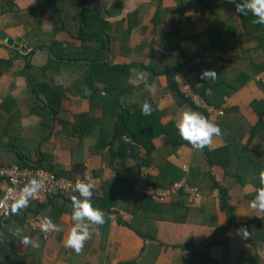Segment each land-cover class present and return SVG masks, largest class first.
<instances>
[{"label": "crops", "instance_id": "obj_1", "mask_svg": "<svg viewBox=\"0 0 264 264\" xmlns=\"http://www.w3.org/2000/svg\"><path fill=\"white\" fill-rule=\"evenodd\" d=\"M79 1L0 0V31L4 33L0 38V166L26 163L39 168L47 157L53 173L61 177L93 172L111 181L118 176L120 169L110 165L108 145L120 109L114 104L117 92L109 93L104 84L96 82L99 92L91 97L86 74L94 62V48L81 46L75 39L79 24L84 23L81 6L77 10ZM232 2L89 0V11L106 20L111 33L119 26L125 31L119 36L126 35L128 53L122 55L118 40L108 44L109 60L133 63L128 79L136 80V73L143 72L153 86L150 92L143 81L132 84L128 80L130 88L121 94L120 106L133 114L146 101L161 114L162 125L170 121L177 125L182 111L202 114L220 128V135L213 136L204 148L215 152L226 147L228 156L223 160L229 167L211 166L203 149H193L188 143L170 148L163 137H157L136 148L138 158L127 163L128 167L149 163L135 181L136 190L146 193L147 186L167 189L186 183L198 189L199 195L191 198L173 193L166 197L163 213L155 222L156 240H143L120 226L114 215L102 241V230L91 226L87 228L90 239L76 253L64 246V240L72 225H82L83 218L71 220L70 197L52 194L39 201L54 199V204L40 212L39 222L29 217L21 225L9 216L0 222V248L6 241L13 242V250L9 246L5 250L8 256L0 254V264H264V211L249 207L264 172V115L259 120L251 107L253 101L264 100V25L253 23L251 11L245 13L250 18L244 24ZM186 46H190L187 54L192 60L184 58L185 68L178 72L195 91L201 87L198 77L204 70L214 71L215 82L224 81L221 87L241 84L233 94L223 96L220 107L209 105L224 109L223 117L195 107L171 89L164 71L176 66L182 57L179 49ZM203 58L208 62H200ZM54 86L67 89L61 109L58 115L44 117L41 109L48 107L46 93ZM206 94L211 102H220L210 84ZM161 101L162 108L158 107ZM149 176L159 183L157 187L144 181ZM213 181L228 193L224 210ZM55 210L59 213L55 225L60 230H52L45 239L40 224ZM122 217L130 219L127 213ZM33 220L39 229H31ZM6 221L13 222L9 226L13 231H4ZM239 229L241 233L245 229L247 235L239 234ZM23 236L35 239L39 247L24 246L20 242Z\"/></svg>", "mask_w": 264, "mask_h": 264}, {"label": "trees", "instance_id": "obj_2", "mask_svg": "<svg viewBox=\"0 0 264 264\" xmlns=\"http://www.w3.org/2000/svg\"><path fill=\"white\" fill-rule=\"evenodd\" d=\"M88 2L89 0L86 1L83 10L84 23L79 22L80 23L79 28L77 31V35L75 37V39H78V41L81 42V46L94 48L93 49L94 55L92 57L94 62L91 63L90 68L86 74V85L92 92V96H91L92 98L96 93L99 92V89L95 87L96 82H100L104 84L105 91H108L109 93L116 91L117 96L115 97L114 104H117L118 108H120L116 120V127L111 134L112 135L111 142H108V145L110 146L109 149L110 165L115 167L117 166L118 169H120V171L118 170L117 172L118 176L115 179L105 182L98 189L92 191V196H91L92 206L94 208H98L102 210L105 214L104 224L96 225V226H98L102 230L101 231V241H102L105 232L108 229L109 224L112 220V217L114 215H117L118 224L120 226L127 227L131 231L135 232L138 236L143 238V240L148 239L154 241L156 240V235H157L155 222L159 220V217L163 213L164 210L163 202L158 201L152 195H148L147 193L136 190L135 181L141 176L142 167L148 165L149 163L147 164L137 163L131 167H128L127 163L131 159L138 158L137 156L138 154H135V151H137L136 148L138 149L139 146H144V144H147L148 142H152V140L157 137H163L162 140L164 141V144L170 148H177L188 142L182 140L179 137L174 122L170 121L162 125L160 118L161 114L158 113V111L152 110L150 115L143 116L141 115V111H137L136 113L132 114L129 108H122L120 106L121 94H123L126 90L130 88V84L128 83L129 80L128 78L133 63H128L124 61L119 63V62H112L110 60L109 61H102V60L106 58L107 45L116 44L118 40L121 41V43L118 42V45L121 47V53L122 55L124 54L126 56V52L128 53V49H126L128 47V44L125 40L126 35L125 37L123 35L119 36V34L123 32L122 26L118 27L117 29L118 33L116 31L111 33V31H109V28L111 27L110 24L104 19H99L94 14V11H92V13L91 11H89ZM232 4L235 5L237 4V2L236 3L232 2ZM77 5H78L77 10H78L81 6V0L78 2ZM250 14L252 15V13ZM238 15L240 16L244 24L246 20L250 18L245 14L243 15L238 14ZM253 17L252 20H254ZM65 26H67V23H65ZM68 31L70 33L72 32L70 30ZM228 36L231 37V35ZM193 41L199 43L198 39H194ZM215 46L217 45L215 44ZM189 49L190 46L180 47L179 51L182 54L180 61L177 62L176 66L174 67H167L164 73L168 77L171 89L175 91L179 97L185 98L188 102L194 105L193 101L188 97H186V95L181 91L179 87L180 85L174 79V76L177 74V72L182 71L185 68V66L181 63L182 61L184 62V58H187L186 62H190L192 60L191 56L187 54L189 53ZM200 62L207 63L208 58H203V60H200ZM193 67L195 71L194 74L198 76L199 71L197 64L193 63ZM156 68L160 69L157 66ZM150 70L151 72L153 71L152 69ZM157 73L159 74V71ZM218 75H222V74H218ZM198 78L200 79L199 82H201V87L196 88V91H198V93L202 95L203 99L206 101L208 105L221 104L223 96H225V94L228 93L233 94V92L237 91L238 88L241 86V84H239L237 88H235L234 85H229V86L226 85L221 87V85H224V81L220 80V82H215L217 77L215 79H206L205 81L204 79H201L200 76ZM209 84L214 90H216V95L218 98H220V102H211L210 101L211 98L208 99L206 93ZM66 90L67 89L63 87L54 86L47 91L46 99L48 101V107L41 109V114L44 117H50L51 113H55L56 115L59 114L61 109L62 98ZM220 106L221 105H219V107ZM251 107L258 113V116L260 117L259 120H261V117L264 115V100L253 101L251 103ZM205 111L207 110L205 109ZM76 130L80 134H84V130H81L79 127H76ZM254 131L255 129L252 131V134L254 133ZM128 138H131V140L128 141ZM226 149L227 148L224 147L215 152H210L207 148H203V152L206 154L211 166L219 165L227 170L229 167V163L228 161L223 160L224 156H228ZM23 167H32V166L24 163ZM38 167L43 168L52 173L54 172L53 167L50 164V161L47 157L44 163H42ZM81 175L76 176L74 178H78ZM144 181L148 185L152 184L155 187L159 185V183L156 182L154 179H152V177L150 176L145 177ZM213 183L214 186L218 188L220 192V202L224 210L226 209V206H228V202H227L228 193L226 190L220 187V185L216 181H213ZM180 194H184V193L181 192ZM74 196L78 197L79 199H83L82 197H79V194ZM66 197H70L68 199H70V202H72L71 198L73 196H66ZM52 204H54L53 197L51 198L49 197L46 201H42V202L33 201L28 204V207L24 212L22 213L16 212L15 214L9 213V218H11V221L13 222L17 221L21 225L25 223V221L29 217H32L37 222H39L40 220L38 217L40 212L44 210L47 206ZM57 211L58 210H55L54 214L50 218L53 224H56L57 222L56 219L59 215ZM123 213H127L128 215H130L129 221L123 219L122 217ZM11 221L9 222L6 221L7 225L5 224L4 227V231L6 233L13 231V229L9 228V226L12 225L13 223ZM82 226H87V228H90L91 226L94 225L89 224L87 220L83 218ZM13 234L17 237L19 235L18 232H13ZM5 243L6 244L2 245L3 247L0 248V254L3 253V255L7 254V251L5 252V250L8 246H9L8 250H13L12 241L11 242L6 241Z\"/></svg>", "mask_w": 264, "mask_h": 264}, {"label": "clouds", "instance_id": "obj_3", "mask_svg": "<svg viewBox=\"0 0 264 264\" xmlns=\"http://www.w3.org/2000/svg\"><path fill=\"white\" fill-rule=\"evenodd\" d=\"M232 2V0H229ZM235 11L238 14H245L247 11H251L252 15L256 17L253 20L254 24L264 25V0H245L244 3L236 4ZM216 73L212 70H204L200 73L201 79H215ZM136 80H129L132 84H137L140 81L144 82L145 89L150 92L153 90V86L149 85L145 79L143 72L136 73ZM164 101H161L158 107H164ZM141 115L148 116L152 112V108L148 102H143L141 104ZM179 137L187 141L193 149H203L205 146L210 145L213 136L220 135V128L211 120L205 118L202 114L195 111H182L180 113L179 122L176 125ZM260 187L255 191L256 194L254 198L249 202V207L257 209L259 211H264V172L260 173L259 176ZM41 187V182L35 178L30 179L22 188L16 191V196L14 201L9 205L7 204V197L3 201H0L6 212L10 214H15L18 209H22L28 206L29 198L32 197ZM93 185L91 183H84L77 181L74 184V190L78 192L79 199L73 196L72 199V212L70 219L73 221H80L82 218L86 219L89 224L102 225L104 224V212L98 208H94L91 202ZM10 191H13L10 189ZM181 193V192H179ZM199 193V190H198ZM186 194V193H184ZM188 195V194H186ZM42 231H59L58 225H55L51 220L45 217L40 224ZM242 229V228H240ZM239 229V234L246 236L247 231L241 233ZM90 239V234L87 226H82L80 223H75L72 225L69 233L64 240V246L71 248L76 253H79L84 245V242ZM20 242L26 246L31 245L33 248L39 247V244L35 239L28 236H23Z\"/></svg>", "mask_w": 264, "mask_h": 264}, {"label": "built area", "instance_id": "obj_4", "mask_svg": "<svg viewBox=\"0 0 264 264\" xmlns=\"http://www.w3.org/2000/svg\"><path fill=\"white\" fill-rule=\"evenodd\" d=\"M183 78L182 76H180ZM177 83L183 89L179 80ZM211 107V106H208ZM202 107L208 111V113H215L222 116L224 111L218 108ZM37 179L41 182V187L32 197L29 198V203L33 201H40L43 197H47L52 194H61L67 196L78 195V192L74 190V184L77 181L84 183H91L94 187L91 191L98 189L102 184L107 182L106 177L95 174L93 172H85L78 178H66L57 176L47 170L34 168V167H23L19 165L11 166H0V201H3L7 197V204H11L16 196V191L22 188L30 179ZM13 190V191H10ZM183 192L188 194L191 198L198 197V189L195 187H190L186 183L173 184L167 189H154L151 186L146 187V193L152 195L158 201L163 202L167 196L173 193ZM25 208L18 209L19 211H24ZM9 216V212H6L4 207L0 205V222ZM34 219V218H33ZM35 220V219H34ZM30 222V227L33 230H37L40 227L34 222ZM42 236L48 239L52 230L42 231Z\"/></svg>", "mask_w": 264, "mask_h": 264}, {"label": "rangeland", "instance_id": "obj_5", "mask_svg": "<svg viewBox=\"0 0 264 264\" xmlns=\"http://www.w3.org/2000/svg\"><path fill=\"white\" fill-rule=\"evenodd\" d=\"M123 34H125V31L124 32H122ZM124 37H125V35H123ZM208 69H209V67H207ZM181 72H178L177 74H176V77H175V79L176 80H179L180 81V83H181V85H182V87H183V89H184V91H186L190 96V98H192V100H193V104L195 105V107H208L209 105L206 103V101L203 99V97L202 96H200L195 90H194V88H192V85L190 84V82H188L186 79H185V77H184V75H180V76H182L183 78H181L180 76H179V74H180ZM179 76V77H178ZM262 78H261V80L264 78V76H261ZM215 106H211V107H208L209 109H211V108H214ZM223 111H224V109H222ZM214 114V116L215 117H217V118H220V117H223L224 115H225V111H224V114L222 115V116H220V115H217V114H215V113H213ZM215 121V120H214ZM179 193V192H178Z\"/></svg>", "mask_w": 264, "mask_h": 264}, {"label": "water", "instance_id": "obj_6", "mask_svg": "<svg viewBox=\"0 0 264 264\" xmlns=\"http://www.w3.org/2000/svg\"><path fill=\"white\" fill-rule=\"evenodd\" d=\"M86 0H82V5H81V9H80V13H81V16L83 15L82 12H83V9H84V4H85ZM4 36V33L2 31H0V38ZM109 51H110V47L107 45V54H106V58L102 61H109ZM52 117L54 118V114H52ZM53 128V126H52ZM34 166H38V164H35V163H30Z\"/></svg>", "mask_w": 264, "mask_h": 264}]
</instances>
